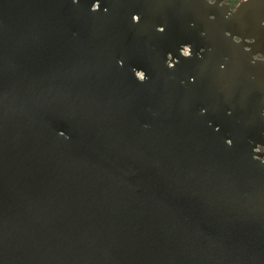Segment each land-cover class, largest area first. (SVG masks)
Segmentation results:
<instances>
[{
    "label": "water",
    "instance_id": "95a60500",
    "mask_svg": "<svg viewBox=\"0 0 264 264\" xmlns=\"http://www.w3.org/2000/svg\"><path fill=\"white\" fill-rule=\"evenodd\" d=\"M223 1L0 0V264H264V0Z\"/></svg>",
    "mask_w": 264,
    "mask_h": 264
},
{
    "label": "clouds",
    "instance_id": "9594fccd",
    "mask_svg": "<svg viewBox=\"0 0 264 264\" xmlns=\"http://www.w3.org/2000/svg\"><path fill=\"white\" fill-rule=\"evenodd\" d=\"M212 2H213V0H209V3H212ZM72 3L78 5L80 3V0H72ZM99 10H100V0H95V3H93V5H92L91 11L95 13V12H98ZM104 12L107 13L108 12V9L105 8L104 9ZM132 19L135 22H139V15H134L132 17ZM157 31L163 32V28L162 27H158L157 28ZM181 55L182 56H185V57L190 56L191 55L190 48L185 47L184 51L181 52ZM168 59L169 60L171 59V54L168 55ZM261 59H262V61H264V58H261ZM118 63L120 64V66H123V62L122 61H118ZM253 63H254V61H253ZM167 67L170 68V69H173L175 67V64H170V63L167 62ZM221 67L223 68V66H221ZM139 75H140V79L143 80V78H144L143 75L142 74H139ZM204 111L205 110H202V113L201 114H204ZM229 114H231V113H229ZM226 143L228 145H231L232 142H231V140H228V141H226ZM255 152L256 153L264 152V149H262L260 146H257L255 148ZM255 159L260 160L261 163L264 164V159H261L260 156H256Z\"/></svg>",
    "mask_w": 264,
    "mask_h": 264
},
{
    "label": "flooded vegetation",
    "instance_id": "af4514ba",
    "mask_svg": "<svg viewBox=\"0 0 264 264\" xmlns=\"http://www.w3.org/2000/svg\"><path fill=\"white\" fill-rule=\"evenodd\" d=\"M245 2V1H249V0H224L222 3H225L227 5H230V9L231 11H236V9L238 8V6L242 3V2ZM214 2V0H213ZM212 2V3H213ZM262 17H264V14L262 15ZM262 27H264V23L262 24ZM236 41H239L236 39ZM261 51L264 53V47H261ZM263 53H259V54H256V56H254V59L256 61H262L261 58H264V54Z\"/></svg>",
    "mask_w": 264,
    "mask_h": 264
},
{
    "label": "built area",
    "instance_id": "2783aa9c",
    "mask_svg": "<svg viewBox=\"0 0 264 264\" xmlns=\"http://www.w3.org/2000/svg\"><path fill=\"white\" fill-rule=\"evenodd\" d=\"M183 51H184V50H183ZM183 51H182V52H183Z\"/></svg>",
    "mask_w": 264,
    "mask_h": 264
}]
</instances>
